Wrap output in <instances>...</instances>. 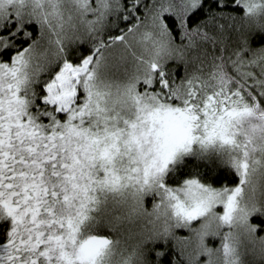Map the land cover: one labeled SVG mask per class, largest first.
I'll return each mask as SVG.
<instances>
[{
  "label": "snow or ice",
  "instance_id": "1",
  "mask_svg": "<svg viewBox=\"0 0 264 264\" xmlns=\"http://www.w3.org/2000/svg\"><path fill=\"white\" fill-rule=\"evenodd\" d=\"M0 264H264V0H0Z\"/></svg>",
  "mask_w": 264,
  "mask_h": 264
},
{
  "label": "trees",
  "instance_id": "2",
  "mask_svg": "<svg viewBox=\"0 0 264 264\" xmlns=\"http://www.w3.org/2000/svg\"><path fill=\"white\" fill-rule=\"evenodd\" d=\"M229 182H231V181H229Z\"/></svg>",
  "mask_w": 264,
  "mask_h": 264
}]
</instances>
